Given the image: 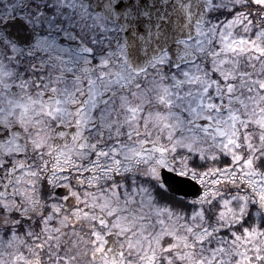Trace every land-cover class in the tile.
Returning a JSON list of instances; mask_svg holds the SVG:
<instances>
[{
	"label": "snow or ice",
	"instance_id": "1",
	"mask_svg": "<svg viewBox=\"0 0 264 264\" xmlns=\"http://www.w3.org/2000/svg\"><path fill=\"white\" fill-rule=\"evenodd\" d=\"M66 229L264 264V0H0V264H78Z\"/></svg>",
	"mask_w": 264,
	"mask_h": 264
},
{
	"label": "rangeland",
	"instance_id": "2",
	"mask_svg": "<svg viewBox=\"0 0 264 264\" xmlns=\"http://www.w3.org/2000/svg\"><path fill=\"white\" fill-rule=\"evenodd\" d=\"M69 233L67 236L63 237V243L69 246L70 251L79 252L78 256V264H90V252L88 251L85 244L78 238V236L72 234L71 229H66ZM80 237H83L85 240L86 236H82V233H79ZM75 244V247L73 245Z\"/></svg>",
	"mask_w": 264,
	"mask_h": 264
},
{
	"label": "flooded vegetation",
	"instance_id": "3",
	"mask_svg": "<svg viewBox=\"0 0 264 264\" xmlns=\"http://www.w3.org/2000/svg\"><path fill=\"white\" fill-rule=\"evenodd\" d=\"M76 227H77V231H79V225H77ZM81 233H82V236H85L83 232H81Z\"/></svg>",
	"mask_w": 264,
	"mask_h": 264
},
{
	"label": "water",
	"instance_id": "4",
	"mask_svg": "<svg viewBox=\"0 0 264 264\" xmlns=\"http://www.w3.org/2000/svg\"><path fill=\"white\" fill-rule=\"evenodd\" d=\"M163 2V0H161V3Z\"/></svg>",
	"mask_w": 264,
	"mask_h": 264
}]
</instances>
